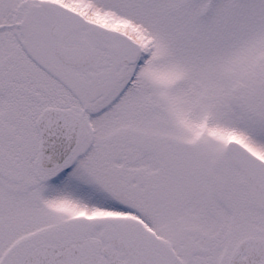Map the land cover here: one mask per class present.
<instances>
[{
	"label": "snow or ice",
	"instance_id": "obj_1",
	"mask_svg": "<svg viewBox=\"0 0 264 264\" xmlns=\"http://www.w3.org/2000/svg\"><path fill=\"white\" fill-rule=\"evenodd\" d=\"M0 264H264V0H0Z\"/></svg>",
	"mask_w": 264,
	"mask_h": 264
}]
</instances>
